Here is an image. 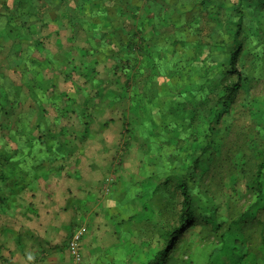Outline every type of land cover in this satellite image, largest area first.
Wrapping results in <instances>:
<instances>
[{
	"label": "trees",
	"instance_id": "16d2710c",
	"mask_svg": "<svg viewBox=\"0 0 264 264\" xmlns=\"http://www.w3.org/2000/svg\"><path fill=\"white\" fill-rule=\"evenodd\" d=\"M41 2L50 10L47 14L39 8ZM191 2L23 0L17 4L19 9L13 11L5 5L10 14H0V31L8 37L19 28L17 15L20 27L27 30L26 38L38 31L37 22L48 27L55 22L58 45L64 47L60 33L70 30L71 46L77 49L59 51L58 58L49 56L44 61L49 67L53 64L49 68L53 76L29 67L32 78L24 84L29 94L18 91L11 97L13 86L6 80L0 82V182L17 179L7 174L19 173L23 160L32 162L28 165L31 175L36 156L37 163H45V167L46 160L40 162V157L54 161L64 157L62 138L51 130L44 115L47 101L51 106L57 103L47 96L49 91H55L53 78L56 75L68 82L78 75V83L90 85L96 82L102 73L99 67L104 65L103 75L110 69V75L121 82L116 88L103 87V95L95 89L94 97L103 101V108L116 110L120 102L125 106L122 114L128 134L133 138L139 135L148 147L147 167L154 166L158 178L166 174L182 196L181 207L174 208L162 221L152 204L143 209L147 213L144 228L137 226L132 232L130 223L121 222L124 234L136 240L111 246L97 257L96 264H264V100H252L250 96L252 82L259 78V70H264V21L260 19L253 29L247 15L252 10L263 15L264 0H193L196 11L189 19L185 8ZM154 3L157 10L151 8ZM203 21L210 30L207 39L202 38ZM249 22L251 27L246 30ZM118 31L122 32L121 38L115 33ZM219 36L222 38L218 42L215 38ZM37 44L42 45V41ZM251 65L253 71L248 69ZM3 78L6 79L4 75ZM160 78L166 80L161 82ZM75 85L76 82V94L85 92L84 87ZM241 93L247 95L238 104ZM63 95L68 102L58 111L75 113L77 99L73 100L68 90ZM28 98L38 107L25 108ZM240 104L249 112V125L244 124L240 133L243 138L228 147V157L213 171L217 183L213 190L211 179L197 182L196 175L200 169L208 173L220 161L216 152L221 150L223 125L226 118L232 122V109ZM79 111L83 115L77 114L80 121L93 117L87 109ZM89 131L90 124L83 138ZM246 131L250 133L246 135ZM9 140L17 144L16 148L10 146ZM9 162L14 165L9 166ZM227 166L228 175L223 177ZM154 178L148 176L149 180ZM28 184L33 187L32 182ZM142 188L143 185L138 187L141 199L146 197ZM147 189L152 195L159 193L158 186ZM239 195L250 198L242 207L229 200H240ZM220 202L233 203L225 215L217 213ZM158 206L161 213L166 212L165 202ZM134 215L129 219L134 220ZM194 224L200 227L199 243L190 241L179 246L180 238L183 240ZM146 248L152 251L146 253ZM117 251L119 256H115Z\"/></svg>",
	"mask_w": 264,
	"mask_h": 264
},
{
	"label": "rangeland",
	"instance_id": "374dc122",
	"mask_svg": "<svg viewBox=\"0 0 264 264\" xmlns=\"http://www.w3.org/2000/svg\"><path fill=\"white\" fill-rule=\"evenodd\" d=\"M6 1L0 0L1 15L10 14L5 9V5H8L14 11L16 8H20L17 4L23 0ZM238 1L239 0H234V2ZM160 3H162V1ZM193 3L194 2L192 0L191 4L185 8L189 19H192V16L196 11L193 9ZM38 5L44 14H47V12L50 11L45 9L42 2ZM171 6L175 7L176 5L172 4ZM151 8L157 10V3H154ZM156 10H153V12ZM255 12L252 10L247 13V15L250 16V19L248 20H250L253 24V29L255 24L258 23L260 19L264 21V14L261 15L259 12ZM50 15H54V12H51ZM15 16V21H21L19 16ZM20 21L17 22L19 28H15L12 36L8 37V35H4L3 32L0 31V73L6 77V79H4L1 74L0 82L6 80L7 83L8 81L10 83H8V85L13 86L14 93L11 97H14L18 91L29 94L28 89L24 86V84L32 78V73L30 72L31 70L29 69L30 71H27L29 67H33L34 69L37 68V70L46 72L50 74V76H53L52 70L49 69L53 64L49 67L44 61L47 60L49 56H52L53 60H55L58 58L59 51L65 53V50H77L76 47L74 50V48H72L73 46H71L72 42L70 39L73 37V34L70 30H64L60 33L64 47H60L58 45L57 35H54L58 28L55 22L51 23L49 27L41 26V23L37 22L38 31L30 33L29 35L31 38H26L25 36H27V30L20 27ZM251 23H248L246 30L250 29ZM0 26V29H2L3 26ZM201 27L202 33L205 36L204 37L202 35V38L207 39L208 37L206 36L209 35L210 30L205 21L202 22ZM18 32L19 35H17ZM115 33L120 34L119 38H121L122 32L118 31ZM221 38L222 36H219L215 39L219 42ZM38 41H42V45L39 46L37 44ZM213 44L216 43L213 42ZM43 46L45 48L44 50ZM263 54L264 53H262V55ZM252 59H254V57ZM34 62H36L37 65H34ZM76 62L78 64L80 63V55L76 56ZM108 65L111 67L112 62L108 63ZM259 68L263 67L259 66ZM248 69L253 71L254 67L252 66ZM99 70H101L102 73L99 74L96 82L90 85L78 83L76 81V79H79L78 75H75L74 80H70L68 82H64L62 78L55 75V78H53L56 83V88H53L55 91H49L47 96L48 98L50 97L52 101L57 103H55L54 106H51V103L49 104L47 101L45 104L48 110L45 109L44 113L46 118H48L51 130L58 132V134H60L59 137L62 138L63 143L60 146L61 151L64 154L63 158H66L69 152H72L69 156L71 158L68 161L65 159L63 161L57 160L59 168L58 172H61V174L63 172L66 173L67 170L68 172H71L68 179L70 181H67V183L75 181V185L72 184L71 188L73 191L77 192L76 196L79 195V197L83 198L84 205H87L86 198L91 200L99 198L103 201V221L98 219L95 223H93L91 220L87 219L86 221L81 222V224L77 227H83L85 229V237L88 236L90 240L92 239V242L87 243V246L83 250L84 264H96L97 257L99 255H104L105 250L109 249L111 246L117 245L118 242L120 243L123 240L127 241V239L135 241L136 239L124 234L120 223L126 222L127 225L130 223L132 226V232L135 230L134 227L139 226L141 229L144 228L147 222V213L146 211L143 212L145 206H151L153 204L152 209L159 211L161 214L159 221H162V219L167 215L169 217L170 211L174 208L177 209L181 207L180 203L182 200L181 194L176 190L174 181L170 180L166 174L161 175L160 178H158L154 173V166L147 167L148 157L145 152L148 147L142 143L143 138L139 135L138 138L140 139L133 138L130 134H128L126 129L127 127H125L123 122L122 114L125 106L120 102L116 110L103 108V101L100 103L94 97L95 89L102 91L101 93L103 95V87L106 86L105 88H116L118 82H121V80L118 81L116 77L113 78V75H110V69L108 70V74L103 75L105 73L104 65H101ZM259 71V78L252 82L253 87L250 94L251 99H255L256 101L264 100V70L260 69ZM103 77L105 78L104 80ZM49 79H52V77H49ZM165 80V78H160L161 82H164ZM75 82V86L79 85L80 87H84V93H75L73 87ZM110 82H113V84L110 85ZM66 90L73 94V100L77 99L75 102L76 112L78 110L87 109L88 112L93 113V117H85L82 118V121H80L77 114L83 116L81 111H79V113L70 111L69 114H60L58 110L63 109L68 102L63 95ZM58 95L59 97H56ZM246 95L247 94L244 93L240 94L238 104L242 102ZM22 104L24 103L22 102ZM241 104L240 106L237 105L236 108L232 109V122L229 123L230 119L226 118L223 125V129L225 131H223L221 135V150L216 152L220 161L214 163L208 173L203 174V170L200 169L196 175L197 182L200 180L207 182L211 179L213 182V190H216L217 184L215 178L212 177L213 171L216 170L217 166L228 157V147L243 138L240 133L244 124L246 126L249 125L246 122V120L249 119V112L247 109L241 107ZM10 106H13V104L11 103ZM32 107H38V105L33 99L28 98L25 108L30 109ZM9 120L12 122L14 118H10ZM88 124H90V131L87 133V136L83 138L82 135L85 134L86 125ZM249 133L250 131H246V135ZM64 142H67L68 145ZM45 159L46 162L49 163L46 167L50 173L51 171H49V168L52 159L49 157ZM228 172L229 168L227 166L224 170L223 177H227ZM75 174L77 175L76 177ZM148 176H154L155 178L149 180ZM142 185V190H144L146 195L143 199L138 197V187H141ZM147 186H158L159 193L152 195L147 189ZM231 191V194L234 193V188L231 189ZM172 193H174L175 196H172ZM221 193L224 194L225 192ZM239 198L240 200H236L231 197L229 200L237 201L235 205L242 207L243 204L250 199L249 197H242L241 195H239ZM161 201L165 202V205H167L166 214L163 212L161 213L159 209L158 203L160 204ZM73 202L74 200L71 199L70 204ZM230 204L233 203L220 202V208H218L217 213L225 215L228 211V205ZM131 215L135 216L134 220L129 219ZM155 220H157V218H155ZM196 224L190 228L183 240V237L180 238L179 246H183L185 242L190 241L199 243L200 227ZM140 235L141 234H138V236ZM142 236L144 235L142 234L141 237ZM151 242L158 246L156 241L152 240ZM143 250L146 253L152 251L149 248ZM131 254L128 250L127 256L130 257ZM178 254L179 251H177L176 256ZM115 256H119L118 251L115 252ZM185 258L188 259L187 257Z\"/></svg>",
	"mask_w": 264,
	"mask_h": 264
},
{
	"label": "crops",
	"instance_id": "0c3cea01",
	"mask_svg": "<svg viewBox=\"0 0 264 264\" xmlns=\"http://www.w3.org/2000/svg\"><path fill=\"white\" fill-rule=\"evenodd\" d=\"M9 143L16 148V143L11 140ZM71 153L60 160L68 161ZM37 157L31 175L29 159L21 161V171L17 174H7L4 166L7 177L18 178H4L0 182V264H70L68 246L74 230L87 219L93 223L98 219L103 221V201L86 198L87 205H84L83 198L76 196L77 192L71 188L75 181L67 183L71 172L61 174L58 162L51 160L55 168H49V173L45 163H37ZM43 160L45 157L39 158L40 162ZM87 237L83 250L92 242Z\"/></svg>",
	"mask_w": 264,
	"mask_h": 264
},
{
	"label": "built area",
	"instance_id": "2783aa9c",
	"mask_svg": "<svg viewBox=\"0 0 264 264\" xmlns=\"http://www.w3.org/2000/svg\"><path fill=\"white\" fill-rule=\"evenodd\" d=\"M84 236H85V229L83 227L77 228L71 235L68 246L71 257L70 264H84V254H83Z\"/></svg>",
	"mask_w": 264,
	"mask_h": 264
}]
</instances>
